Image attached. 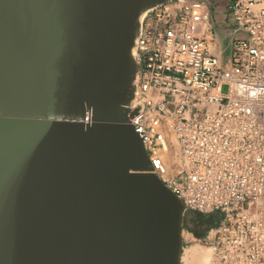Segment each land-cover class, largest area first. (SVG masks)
Masks as SVG:
<instances>
[{"label":"water","instance_id":"water-1","mask_svg":"<svg viewBox=\"0 0 264 264\" xmlns=\"http://www.w3.org/2000/svg\"><path fill=\"white\" fill-rule=\"evenodd\" d=\"M165 1L0 0V264H182L196 213L129 124Z\"/></svg>","mask_w":264,"mask_h":264},{"label":"built area","instance_id":"built-area-1","mask_svg":"<svg viewBox=\"0 0 264 264\" xmlns=\"http://www.w3.org/2000/svg\"><path fill=\"white\" fill-rule=\"evenodd\" d=\"M211 6L169 0L144 15L129 124L151 173L186 209L218 215L210 264H264V0L216 6L232 30L226 60L217 54ZM173 138L184 162L177 177L160 154Z\"/></svg>","mask_w":264,"mask_h":264},{"label":"rangeland","instance_id":"rangeland-1","mask_svg":"<svg viewBox=\"0 0 264 264\" xmlns=\"http://www.w3.org/2000/svg\"><path fill=\"white\" fill-rule=\"evenodd\" d=\"M205 2L211 6V11H210V21L212 23V25H215V21H216V6L218 5H222L224 0H205ZM221 10H219L220 12ZM231 28V27H229ZM230 33V32H229ZM218 54V52H217ZM223 93L226 94L227 93V88L225 87L223 89ZM195 218H200L203 221H205L206 223H210L211 226L209 227V229H207V231H205L203 234L201 235H195L193 234L191 231L194 230V225H193V230L188 229L187 227H184L183 229V240H184V249H183V253H182V264H190L189 262V257H190V253H193V247L199 245L200 247H204L201 248L200 252H204L208 249H210L211 251V255L213 256V250L211 249V239H210V232L212 231V229L217 226L220 223V219H218V215L217 214H198L196 213L195 216L193 217V219ZM193 224V223H192ZM190 230V232H189ZM211 256V259H212ZM187 257V258H186ZM186 259V260H185ZM210 259V261H211ZM209 261V263H210Z\"/></svg>","mask_w":264,"mask_h":264},{"label":"bare ground","instance_id":"bare-ground-1","mask_svg":"<svg viewBox=\"0 0 264 264\" xmlns=\"http://www.w3.org/2000/svg\"><path fill=\"white\" fill-rule=\"evenodd\" d=\"M171 143H172L171 146L170 147L166 146V149L161 150L160 154L163 160L165 161V163L167 164V166L169 167L170 176L177 177L183 171L184 162L181 158L178 144L174 138L172 139ZM199 249H201L200 246L199 248L197 247L196 249H193V253L192 254L190 253L188 263L190 264H210L209 261L212 256L210 249L204 252H200Z\"/></svg>","mask_w":264,"mask_h":264},{"label":"crops","instance_id":"crops-1","mask_svg":"<svg viewBox=\"0 0 264 264\" xmlns=\"http://www.w3.org/2000/svg\"><path fill=\"white\" fill-rule=\"evenodd\" d=\"M215 13H216L215 25L213 26L210 21V28L212 29L213 36L215 37V43L217 46L218 55H221V57L224 60H226L229 55V48H230L229 36L232 30L231 28H229L227 21H225L224 11H220V12L216 11ZM197 247L199 248V245L194 246L192 249H196ZM200 248H204V247H200Z\"/></svg>","mask_w":264,"mask_h":264},{"label":"flooded vegetation","instance_id":"flooded-vegetation-1","mask_svg":"<svg viewBox=\"0 0 264 264\" xmlns=\"http://www.w3.org/2000/svg\"><path fill=\"white\" fill-rule=\"evenodd\" d=\"M192 223L194 225V230L191 231V232L193 234H195V235H201V234H203L211 226L210 223H206L205 221H203L200 218L192 219ZM189 232H190V230H189Z\"/></svg>","mask_w":264,"mask_h":264}]
</instances>
